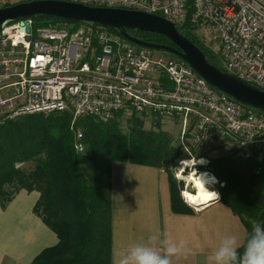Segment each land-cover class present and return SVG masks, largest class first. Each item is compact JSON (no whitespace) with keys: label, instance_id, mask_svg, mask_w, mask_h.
<instances>
[{"label":"built area","instance_id":"1","mask_svg":"<svg viewBox=\"0 0 264 264\" xmlns=\"http://www.w3.org/2000/svg\"><path fill=\"white\" fill-rule=\"evenodd\" d=\"M34 1L43 0H0V8ZM54 1L158 15L206 47L218 69L264 91V0ZM62 113L72 117L77 153L85 149L78 119L140 116L177 122L182 155L201 156L217 141L229 142L233 159L252 162L255 174L264 176V113L216 91L182 60L90 23L72 30L28 18L0 29V126ZM262 197L264 207V184ZM182 199L194 210L207 204L194 208Z\"/></svg>","mask_w":264,"mask_h":264},{"label":"trees","instance_id":"2","mask_svg":"<svg viewBox=\"0 0 264 264\" xmlns=\"http://www.w3.org/2000/svg\"><path fill=\"white\" fill-rule=\"evenodd\" d=\"M33 19L37 25H73L45 17ZM128 32L149 43L173 46L161 35ZM180 32L218 68L216 56L191 34ZM71 118L69 113L27 115L0 126V196L3 184L10 185L15 177L25 180L26 176L30 183L22 184L17 191L36 189L41 194L35 211L39 214L40 205L45 209V217L39 215L56 233L58 243L43 250L33 264H111V162L171 172L182 153L172 145L167 132L159 126L156 130L145 129L138 116H133L126 120L125 131L119 125L120 119L108 123L90 117L78 119L76 128L82 131L83 143L87 146L85 154L80 155L74 149ZM205 161L203 158L195 160L194 169L199 166V173L209 172L204 169L210 166L209 173L223 183L218 191L220 200L241 219L246 241L254 222L264 224L261 192L264 177L255 174L250 161L222 159L209 161L207 165ZM29 163L33 164V171L21 174L22 167L17 165ZM211 163L218 164L222 173L212 168ZM172 183L175 191L174 181ZM179 201L180 198L174 199L175 203ZM240 251H243L242 246Z\"/></svg>","mask_w":264,"mask_h":264},{"label":"crops","instance_id":"3","mask_svg":"<svg viewBox=\"0 0 264 264\" xmlns=\"http://www.w3.org/2000/svg\"><path fill=\"white\" fill-rule=\"evenodd\" d=\"M210 148L226 149L225 157L233 160L229 142L217 141ZM172 178L163 169L111 162V264L135 244L160 250L165 239L183 245L172 264H211L212 253L226 236L235 235L243 245L245 226L220 195L194 210L181 198L182 180ZM40 196L36 189H20L0 204V264H33L43 250L58 243L56 233L35 211ZM175 198L181 201L175 203Z\"/></svg>","mask_w":264,"mask_h":264},{"label":"water","instance_id":"4","mask_svg":"<svg viewBox=\"0 0 264 264\" xmlns=\"http://www.w3.org/2000/svg\"><path fill=\"white\" fill-rule=\"evenodd\" d=\"M45 17L67 23H90L117 32L138 46L166 52L186 63L210 87L235 102L264 113V91L218 69L203 51L176 26L154 14L127 9L92 7L65 1L43 0L0 8V29L28 18ZM22 26V24H21ZM161 35L173 45L146 42L128 31ZM28 32L29 29L27 28Z\"/></svg>","mask_w":264,"mask_h":264},{"label":"clouds","instance_id":"5","mask_svg":"<svg viewBox=\"0 0 264 264\" xmlns=\"http://www.w3.org/2000/svg\"><path fill=\"white\" fill-rule=\"evenodd\" d=\"M199 193L192 202L200 203L218 200L219 194L210 191L204 183L197 189ZM152 237V240H155ZM158 250L149 244H135L127 249L125 255L116 256L113 264H172L171 258L182 253L183 245L162 241ZM235 235L226 236L211 255V264H264V224L254 222L250 234L242 245Z\"/></svg>","mask_w":264,"mask_h":264},{"label":"rangeland","instance_id":"6","mask_svg":"<svg viewBox=\"0 0 264 264\" xmlns=\"http://www.w3.org/2000/svg\"><path fill=\"white\" fill-rule=\"evenodd\" d=\"M73 25H68V28H72V27H77L78 23H72ZM80 24V23H79ZM138 119H140L143 123V127L145 129H151V130H156V127L159 126L161 130L167 132L171 139H172V145L176 146L177 144V131H178V123L177 122H166L164 124H159L158 122H154L152 119H143L142 117H138ZM125 123H126V119H121V123L119 124L122 131H125ZM78 130H80L79 128H77ZM81 131V130H80ZM82 132V131H81ZM84 139V136H83ZM86 145H85V149L84 151L81 153L80 155H84L86 152ZM229 152L226 149H221V148H209L207 149V151L205 153H202L201 156H198V154H196L195 156H193V158L191 157H187L185 155L181 154V157L178 159L176 166L171 170L172 176L174 179H176L177 181H180V179L182 180L180 182L181 184V190H184L186 188V183L184 182L186 179V176L190 174V172L192 171V169L194 168V164H192V162L195 160L199 159V158H203L206 161V165L209 163V161H217V160H228L227 157H225L226 155H228ZM192 161V162H191ZM212 168L218 169L221 173L223 169H220V166L218 164H212L211 163ZM17 167H22L21 169V174L26 175L28 172L33 171V164H21V165H17ZM210 166L207 167V169L205 168L204 170H208L210 171ZM196 170H199V166L195 167ZM202 169V167H201ZM29 177L26 176L25 180H23V178H19L17 179L16 177L13 178L11 180V184L7 185V184H3L2 186V195L0 196V204L1 203H5L7 198H9L15 191H17V189L21 188L22 184L24 183H30ZM221 189V187L218 185L215 188H213V190H218ZM187 190L192 191V189L190 188V185L187 187ZM217 191V192H218ZM219 194V192H218ZM231 196V194H230ZM184 201V200H183ZM42 214V216L45 217V209L42 207V205H40V209H39V214ZM42 218V217H41ZM45 219V218H44Z\"/></svg>","mask_w":264,"mask_h":264},{"label":"bare ground","instance_id":"7","mask_svg":"<svg viewBox=\"0 0 264 264\" xmlns=\"http://www.w3.org/2000/svg\"><path fill=\"white\" fill-rule=\"evenodd\" d=\"M192 162V161H191ZM194 164V161L192 162ZM186 179L188 181L187 187L190 185L192 191L190 190H184L182 198H184L186 201L191 203V206L194 208H198L200 205L204 203H200L199 206L194 205L192 202L195 200L196 195L199 193L197 192V189L201 187V184L204 183L205 186L210 190L214 191L212 186H214L216 182V178L209 172H198L196 169H192L189 175L186 176ZM210 202V201H209ZM207 202V203H209Z\"/></svg>","mask_w":264,"mask_h":264}]
</instances>
